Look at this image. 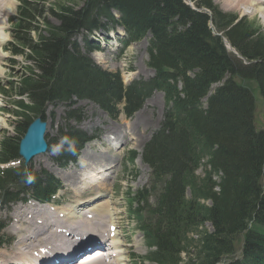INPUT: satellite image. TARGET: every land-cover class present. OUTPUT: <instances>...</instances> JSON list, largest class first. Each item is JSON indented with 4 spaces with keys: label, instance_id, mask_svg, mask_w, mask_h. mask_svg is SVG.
Returning <instances> with one entry per match:
<instances>
[{
    "label": "trees",
    "instance_id": "16d2710c",
    "mask_svg": "<svg viewBox=\"0 0 264 264\" xmlns=\"http://www.w3.org/2000/svg\"><path fill=\"white\" fill-rule=\"evenodd\" d=\"M191 1L193 9L184 0H84L78 7L70 0H21L13 28L20 50L12 52L25 54L38 72L29 68L13 84V115L21 125L31 113L41 112L44 119L46 105L70 107L75 97L95 102L112 118L123 102L121 111L129 117L154 90L161 91L162 120L141 156L150 170L148 183L127 198L146 245L155 247L147 261L264 264V131L255 124L253 94L235 78L253 81L264 102V35L247 20L221 12L212 0ZM46 10L57 25L45 19ZM38 20L45 33L32 38L29 31L38 29ZM116 25L126 34L122 48L150 33L146 52L152 77L123 86L118 73L90 60L87 36ZM80 33L87 34L85 53L75 40ZM74 113L70 109L67 118ZM61 134L74 145L57 158L65 166L87 137L72 127ZM19 139L2 136L1 164L18 157ZM58 187L44 170L0 171L1 203L25 195L48 202ZM241 233L240 254L231 257Z\"/></svg>",
    "mask_w": 264,
    "mask_h": 264
},
{
    "label": "rangeland",
    "instance_id": "374dc122",
    "mask_svg": "<svg viewBox=\"0 0 264 264\" xmlns=\"http://www.w3.org/2000/svg\"><path fill=\"white\" fill-rule=\"evenodd\" d=\"M18 1L19 0H17V2L12 7V12H13L12 14H9L7 17L2 16L5 27L1 33H2V37H4L6 40L3 45V49L0 50V53H3L5 56L2 58V63H4V65L2 64L1 69L3 68V74L2 77H0V92H1L0 120L5 119V121H3V127L0 128V140L2 136H14L16 137V140L17 138H21L22 127L26 126L27 123H29L30 121H34L35 118L39 119V116L41 115V112L39 113L36 112L31 114L28 113L29 114L27 117L28 119L24 120L23 125H21L20 123L17 124L16 119L14 118L13 115V112L16 110V106L14 105L16 97L12 91V86L16 81H18V79L23 75V73L24 72L26 73L29 69V65L27 63L28 58L25 57V54L13 55V53L9 51L12 50L14 47L17 50H20V47L16 46V40L14 36L15 34L13 33V28L16 21H14L13 23L12 21L10 22L11 20L10 18H12L16 13V7ZM66 1L67 0H49V2H54V3H61ZM70 1L73 2V5L78 7L83 4L84 0H70ZM184 2L189 6L193 7V2L191 0H184ZM212 3L221 12L234 14L236 21H239L241 19L247 20L250 24H253V26L257 30H259V32L262 35H264V20H263L264 14L260 13L258 10L250 14L252 6L241 5L238 9H229L222 7V0H212ZM46 12L47 13L44 14L45 19L48 22H50L53 26L57 25L58 24L57 18L51 15L48 10H46ZM208 23L212 28L213 25L211 23V20ZM35 24H30V25L35 26ZM36 27H38L37 29L38 31L37 30L29 31V35L32 38H36V35L39 32L41 34L45 33L43 30V24L41 23V20H38V26ZM111 35L113 36L112 39H107L106 41H102L100 45L101 46L100 51L94 52L91 55L92 61L94 63L95 62L98 63L99 66L105 70L119 73L123 82H129L130 80L132 81V79L134 80L139 78L150 77L151 70L147 66L148 59L146 54V47H147L148 39L150 38V34L147 33L144 34L141 40L133 42L122 52H120L121 48H119L118 46L119 40L117 39V37H121V35L119 34V32L112 33ZM81 37H82L81 35L77 36V41H78L77 45L80 49L84 50L83 41ZM226 49L228 52H232L229 46H226ZM23 50L26 53H28L27 48H23ZM33 68L35 72H38L35 67ZM235 78L237 82L241 84V86L248 88L253 94L255 124L260 130L262 129L264 131V102L262 101L259 95V91L257 89L256 84L253 81L241 79L239 77H235ZM158 94H159L158 92H154L144 102L141 109L138 110L129 119H125L123 116H120L116 120H111L97 107L96 104L92 103L91 101L76 100V105L74 107L77 106L80 112L82 113V115L78 111L77 121L75 122L71 120L68 123L66 120L67 107L65 104L57 103L52 106H47L43 110L45 123H47V125L44 127V135H45V140L47 142L46 152H44V154L35 156L34 158H32L27 162L24 160L25 158L22 156L24 159L20 157L18 162L12 163L10 165L14 167L25 168L26 170L33 173H38L40 170H45L48 173L52 174L60 182L62 188L54 198V202H52L51 204L54 209L56 207L60 208L61 210L66 209L68 207L75 208V206H77V204L81 202L82 199L86 198L87 193H90V197L87 198H91L95 196L96 193H99L100 197L94 198V202L95 203L108 202L109 203L108 211L110 216L113 217H111V219L105 218L106 214H108L107 213L108 211L103 209L100 210V208L96 207L95 209L96 212L92 211L93 215L89 214L88 216L85 217L87 218V220H91V221L93 220L92 222L89 223H92L93 227L94 225H96L101 229L105 228L106 235H107V231H106L107 227L105 225L103 226L98 225V222H100L101 220H104L106 222L105 224L107 223L109 224L110 221L114 222V224H117L119 227L118 231L121 238H122V234H126L127 232H131L135 234L136 227L133 225L134 222L131 219H129L128 215L130 213L128 212L127 202L125 198L128 192L133 193L136 190L143 188L146 185L149 176V168H147L146 165L140 162V160L138 161V159H135L133 161L130 158L128 152L132 151L137 156L138 153L136 152L135 148L138 146L137 149H139V147H141L142 149L144 143L148 140V137L150 136L152 131H154V129H156V127L159 125L163 111V100H162V96H159ZM16 124H17V128H14ZM68 125H73L75 128L85 132L88 136H92L93 134H98L97 138L94 140V143H91L92 141L88 142L83 147V148L87 147L86 149L88 150H94V151L96 150V153L99 152L98 148L100 149V147H98L97 145L94 146L93 144L100 142L99 139L104 134H106L105 130L108 133L110 132L109 129L114 127L111 125L120 126L121 130H123V126L126 129H130L124 131V133L122 132L123 134L122 140L121 138L118 139L117 141L118 146L116 150L118 151L119 156L117 157L114 163V167L110 168L109 169L110 171L107 170V172H109L107 176L108 179L103 181V185H102L103 188L100 187L99 189L95 190V192L94 189H92L91 191L89 190V192L86 189H79L76 191L74 186L69 185L67 182H65L66 181L65 179L61 178L62 175L60 174L61 170L69 171L70 169L79 168V165H77L78 164L77 159L75 163H71L70 165L68 164L64 168H61L57 165L58 162L57 158L60 154H62V151L64 149L71 150V148L73 147L68 143H67L68 145L65 146V143L67 141L66 140H65L66 142L64 141L63 136L61 134ZM107 125L110 126H108V128L106 129ZM103 138H106V136H103ZM141 139H143V141ZM111 140L113 141L114 137H112ZM89 144L93 146L89 147ZM105 145L106 144H102V148H104ZM80 152L81 150L78 152L77 157L80 155ZM52 166H56L60 169L59 172H57V174H54L53 172H51L50 169H48V167H52ZM2 169L5 170L6 168L2 167ZM2 169L0 167V171ZM196 173L201 174V170H197ZM71 175L73 174H70L69 176ZM78 193L79 194L82 193L83 196L81 195L78 198L77 197ZM24 205L25 206L35 205V207L37 206L32 202L21 203L19 201L13 203H7V204H0V252L2 253H6L7 251L11 250V246L13 245L15 240L14 234H18L8 228L9 223L13 219L12 215H11L12 218L10 217L11 209L13 207H23ZM81 205L82 204H79L77 208H80ZM46 209H47V214L45 217L46 219L48 218L47 223L49 225L53 224L54 225L53 229L57 231L56 230L57 226L61 224L59 223L55 225L53 223L55 219L53 218L52 211H50L52 209H50L49 207H47ZM59 217L63 218V216H59ZM29 219H30V214L27 213L26 221L21 223L20 227L27 226L30 223ZM27 220L29 222H27ZM72 220H74V218H71L68 221V223L65 222V224L67 225L71 223ZM94 220H98V221L95 222ZM79 221L81 222L83 220L77 218L76 222L80 223ZM204 226L207 231L211 230L210 228L211 226L208 223H206ZM60 236L62 238L61 243H65V244L70 243L72 245V242H68L64 240L66 239V237L63 233ZM189 236L191 235L189 234ZM133 240H139L140 243L141 242L143 243V246L145 244L143 242L142 237H140L139 234L133 236L132 242ZM241 240H242V233L239 234L238 237L236 238V248L231 257H235L240 254ZM120 241H125V240L120 239ZM132 242L130 239H128L126 242H124V245L126 246L127 243H132ZM137 246L138 245L135 244H131V247L129 248L122 246L123 248L122 251H124L123 254L124 259L119 260L118 264H148L145 261L140 263V260H133V256L131 254L135 250L141 252L137 248H134ZM49 248H45L44 251L51 252L52 253L51 255H53L54 254L53 250H56L59 247L53 245L52 247ZM144 251L146 250L144 249ZM181 255L185 256L186 258V254L182 253ZM73 257L70 262L75 261L73 260ZM137 257L139 258V256ZM6 258L11 259L13 257L8 256ZM18 260L19 259H15V261H13L12 263H16ZM97 261L98 263L100 262V264H107V260L105 263H103L104 262L103 260H97Z\"/></svg>",
    "mask_w": 264,
    "mask_h": 264
},
{
    "label": "bare ground",
    "instance_id": "6f19581e",
    "mask_svg": "<svg viewBox=\"0 0 264 264\" xmlns=\"http://www.w3.org/2000/svg\"><path fill=\"white\" fill-rule=\"evenodd\" d=\"M16 2L17 0H0V14H1L0 16V30H1L0 31V44H2L0 45V50L3 49V45L6 40L4 37H2V33H1L5 27L2 16L6 17L9 14H11L12 7L14 6ZM1 5H4V6H1ZM241 5L252 6L250 14H252L256 10L264 14V0H222V7L224 8L238 9ZM3 57H5L4 54L0 53V77H2V74H3V68L1 69L2 64L4 65V63H2ZM4 61H5V58H4ZM158 95L160 96V94ZM0 97H1V92H0ZM3 121H5V119L0 120V128L3 127ZM108 126L110 125H107L106 129L108 128ZM111 126H114L113 128L109 129L110 131L109 133L112 134L114 137L113 141L109 137H106V138L102 137L103 139L101 138L100 142L93 144L94 146L97 145L98 147H100V150L97 153H96V150L95 151L88 150L86 149L87 147L82 148L79 158L77 159V163H78L77 165H79V168L70 169L69 171L61 170L60 172V174H62L61 178L65 179L66 180L65 182H67L69 185L74 186L76 191L79 189H86L89 192V190L91 191L92 189H94V192H95V190L102 187L103 181L108 179L107 176L109 172H107V170L110 171L109 169L111 168V166H113L112 164L115 163L117 159V154H118V151L115 150L111 153V150L114 148L119 138H121V140L123 139L122 132L124 133V131L130 130V129L124 128V126H123V130H121L120 126H117V125H111ZM24 138L25 137H23V139L21 140L22 142ZM141 140L143 141V139ZM102 144H106L104 148H102ZM93 145H89V147ZM137 148L138 146L135 149H136V152L138 153L137 159L139 160L141 147H139V149ZM42 154H44V152ZM38 155H41V154H38ZM34 157L35 156H33L32 158ZM32 158H29V160H31ZM48 169H50L51 172H53L54 174H57V172H59L60 170L56 166L48 167ZM70 174H73V175L69 176ZM94 192H91V193H94ZM81 195L82 193L81 194L78 193L77 197L79 198ZM96 197L97 198L100 197L99 193H96V195L91 198L82 199V201L79 202L77 206H75V208L68 207L63 210L57 207L55 209L53 207L51 208L50 205L40 206L41 208L40 207L35 208L33 206L13 207L10 213V217L12 215L13 219L9 223L8 228L18 234H14L15 240H14L13 245L11 246V250L7 251L6 253L0 252V262H1L0 264H11L13 261H15V259L22 258L24 254H30L34 250L49 248V247H52L53 245L59 247L58 249L53 250L54 254H56V257H57L56 259L38 260L37 262H34V260H32L29 264H54L56 260H60L63 257H66V258L70 257L69 255H62L68 246V244L61 243L62 238L60 235L62 233L65 235L66 238H68V239H64L68 242L74 241L75 240L74 237L76 236H80V237H83V236L90 237L92 235L102 236L103 232L101 231H104V230L96 225H94L93 227L92 223H89V222H92L93 220L91 221L85 218L89 214L93 215V212H96L95 211L96 207L100 208V210L103 209V210L108 211L109 203L108 202L95 203L94 198ZM79 204H82V205L80 208H77ZM47 207L53 210L52 214H53V218L55 219V220L53 219L54 220L53 223L55 225L59 223L61 224L57 226L56 228L57 231L53 229L54 227L53 224L49 225L47 223L48 218L46 219L45 217L47 214V209H46ZM27 213L30 214V219H29L30 223L25 227H20V224L26 221ZM107 213L108 214H106L105 218L111 219L109 211ZM58 215L63 216V218H60ZM71 218H74V220H72L71 223L66 225L65 222L68 223V221ZM77 218H80L83 221L81 222L79 221L80 223H78L76 222ZM36 219H39V220H36ZM94 221L97 222L98 220H94ZM27 222L29 221L27 220ZM105 223L106 222L104 220H101L100 222H98V225L99 226L108 225V223L107 224ZM64 224H65V227H64ZM110 225H113L111 221H110L109 226ZM118 234L119 232H117L116 237L118 236ZM116 237L113 239L114 248H113L112 255H106L108 256V258H111L113 256V260L111 261V263L115 262L114 264H118L119 260L124 259L123 257L124 251L116 250V247H118L120 244L118 241H116ZM78 245H80V243ZM51 254H52L51 252H48V255H51ZM48 255L44 254L43 258L47 259L49 257ZM57 255H60V256H57ZM95 255H98V252L92 253L90 255L89 254L84 255L79 260H77L74 264H97ZM8 256H11L13 258L11 259L6 258Z\"/></svg>",
    "mask_w": 264,
    "mask_h": 264
},
{
    "label": "water",
    "instance_id": "95a60500",
    "mask_svg": "<svg viewBox=\"0 0 264 264\" xmlns=\"http://www.w3.org/2000/svg\"><path fill=\"white\" fill-rule=\"evenodd\" d=\"M38 119V118H37ZM35 119L29 124L25 138L20 141L19 154L22 155L26 161L33 156L42 153L46 150L47 145L43 139L45 122H41L40 119Z\"/></svg>",
    "mask_w": 264,
    "mask_h": 264
}]
</instances>
